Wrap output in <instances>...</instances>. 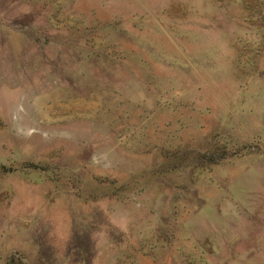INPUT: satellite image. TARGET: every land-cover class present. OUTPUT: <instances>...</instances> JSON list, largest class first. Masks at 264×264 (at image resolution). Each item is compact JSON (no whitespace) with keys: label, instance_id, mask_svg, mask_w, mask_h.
I'll return each instance as SVG.
<instances>
[{"label":"rangeland","instance_id":"1","mask_svg":"<svg viewBox=\"0 0 264 264\" xmlns=\"http://www.w3.org/2000/svg\"><path fill=\"white\" fill-rule=\"evenodd\" d=\"M0 264H264V0H0Z\"/></svg>","mask_w":264,"mask_h":264}]
</instances>
